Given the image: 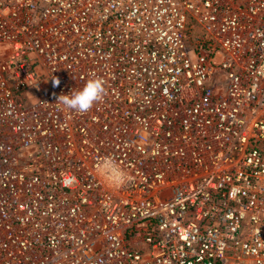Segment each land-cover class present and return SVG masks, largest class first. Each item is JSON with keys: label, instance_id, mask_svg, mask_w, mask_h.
Here are the masks:
<instances>
[{"label": "built area", "instance_id": "2783aa9c", "mask_svg": "<svg viewBox=\"0 0 264 264\" xmlns=\"http://www.w3.org/2000/svg\"><path fill=\"white\" fill-rule=\"evenodd\" d=\"M0 264H264V0H0Z\"/></svg>", "mask_w": 264, "mask_h": 264}, {"label": "clouds", "instance_id": "9594fccd", "mask_svg": "<svg viewBox=\"0 0 264 264\" xmlns=\"http://www.w3.org/2000/svg\"><path fill=\"white\" fill-rule=\"evenodd\" d=\"M61 81L59 78L53 79V86L58 87ZM105 80L95 74H91L90 78L82 89L73 90L70 94H61L57 97L55 104L62 105L63 108L75 111L79 114L87 113L94 104L103 100L106 87ZM97 174L109 184L119 187L128 182L130 177L121 169L117 162L111 158L105 157L102 162L97 165Z\"/></svg>", "mask_w": 264, "mask_h": 264}]
</instances>
